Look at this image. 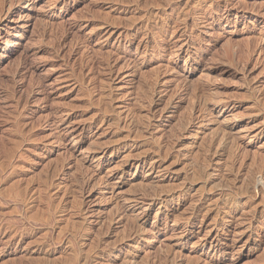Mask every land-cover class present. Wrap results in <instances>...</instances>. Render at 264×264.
<instances>
[{
	"label": "rangeland",
	"instance_id": "rangeland-1",
	"mask_svg": "<svg viewBox=\"0 0 264 264\" xmlns=\"http://www.w3.org/2000/svg\"><path fill=\"white\" fill-rule=\"evenodd\" d=\"M0 171V264H264V0H0Z\"/></svg>",
	"mask_w": 264,
	"mask_h": 264
},
{
	"label": "bare ground",
	"instance_id": "bare-ground-1",
	"mask_svg": "<svg viewBox=\"0 0 264 264\" xmlns=\"http://www.w3.org/2000/svg\"><path fill=\"white\" fill-rule=\"evenodd\" d=\"M18 126H19V125H18ZM15 129H16V126H15ZM18 129H19V128H18ZM182 130H183V129H182ZM12 151H13V150H12ZM5 158H6V157H5ZM3 160H4V159H3ZM4 163H5V162H4ZM5 164L8 165V163H5ZM2 165H4V164H2ZM7 165H6V167H8ZM6 171H8V170L6 169ZM0 172H1V171H0ZM197 176H198V175H197ZM195 178H196V177H195ZM255 179H256V178H255ZM188 184H189V183H188ZM185 187H187V186H184L183 188H185ZM183 188L180 189L181 192H183V190H184ZM19 189H20V188H19ZM144 189H145V188H144ZM166 189H168V188H166ZM169 189H170V188H169ZM170 190H172V189H170ZM140 191H141V190H140ZM161 191H162V189H161ZM167 191H168V190H167ZM181 192H179V193H181ZM142 193H143V192H142ZM144 193H145V192H144ZM160 193H161V192H160ZM162 193H164V192H162ZM167 193H168V192H167ZM145 194H146V193H145ZM204 194H205V193H204ZM199 195H200V194H199ZM23 196H24V195H23ZM146 196H147V194H146ZM155 197H156V196H155ZM159 197H160V196H159ZM152 198H153V197H152ZM191 199H192V201H193V199H195V198H191ZM191 199H190V200H191ZM197 200H198V199H197ZM194 202H195V201H194ZM263 209H264V208H263ZM258 214H259V213H258ZM254 215H255V214H254ZM186 217H187V216H186ZM186 217H185V218H186ZM130 223H132V222H130ZM132 224H133V223H132ZM134 224H135V223H134ZM140 225H141V224H140ZM262 262H263V261H262ZM263 263H264V262H263ZM256 264H257V263H256ZM260 264H261V263H260Z\"/></svg>",
	"mask_w": 264,
	"mask_h": 264
}]
</instances>
